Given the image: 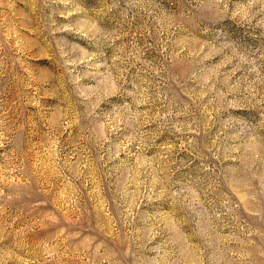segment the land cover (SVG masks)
I'll return each mask as SVG.
<instances>
[{"label": "rangeland", "instance_id": "obj_1", "mask_svg": "<svg viewBox=\"0 0 264 264\" xmlns=\"http://www.w3.org/2000/svg\"><path fill=\"white\" fill-rule=\"evenodd\" d=\"M0 264H264V0H0Z\"/></svg>", "mask_w": 264, "mask_h": 264}]
</instances>
